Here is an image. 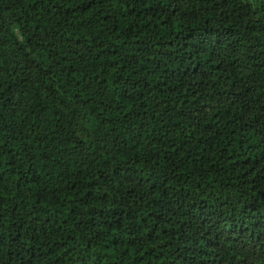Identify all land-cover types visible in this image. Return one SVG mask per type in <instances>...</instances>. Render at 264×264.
<instances>
[{
	"label": "trees",
	"instance_id": "obj_1",
	"mask_svg": "<svg viewBox=\"0 0 264 264\" xmlns=\"http://www.w3.org/2000/svg\"><path fill=\"white\" fill-rule=\"evenodd\" d=\"M0 264H264V0H0Z\"/></svg>",
	"mask_w": 264,
	"mask_h": 264
}]
</instances>
